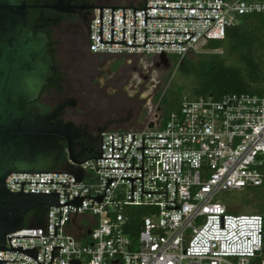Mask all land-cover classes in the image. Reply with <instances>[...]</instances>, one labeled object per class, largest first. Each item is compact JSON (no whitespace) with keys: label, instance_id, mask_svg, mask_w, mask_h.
Returning <instances> with one entry per match:
<instances>
[{"label":"built area","instance_id":"2783aa9c","mask_svg":"<svg viewBox=\"0 0 264 264\" xmlns=\"http://www.w3.org/2000/svg\"><path fill=\"white\" fill-rule=\"evenodd\" d=\"M103 8V42L134 46L148 43H185V45L100 44V8H95L88 28V50L97 57L169 58L197 52L213 40H224L227 30L242 17L264 15V0H147L144 4L99 6ZM126 8L125 26L123 9ZM146 8H219L223 10L147 9V18H206L212 20L147 19ZM153 125V127H151ZM131 143L134 141L124 159ZM98 153L70 165L84 173L81 182L67 170L56 169L36 174H11L6 188L21 193L60 194V204L74 196L105 195L102 202L84 198L82 207L72 205L50 208L42 227L30 225L9 236L13 247L36 248L38 263L51 264H257L264 247V218L256 214L230 213L216 198L222 193L243 192L264 185V95L229 94L221 100L213 97L185 98L180 112L171 115L160 129L152 117L138 129L106 131ZM144 139V183L106 178H142ZM170 148V149H148ZM92 158V159H90ZM89 159V160H88ZM87 160V161H86ZM123 168V169H98ZM94 201V203H93ZM93 205V206H92ZM148 208L138 227L132 225V208ZM180 207V210L167 208ZM69 209V225H68ZM60 217L62 223L60 225ZM55 226L57 236H55ZM7 237L6 248L11 249ZM5 264H38L35 259L15 252L0 251ZM260 264H264L261 262Z\"/></svg>","mask_w":264,"mask_h":264},{"label":"water","instance_id":"95a60500","mask_svg":"<svg viewBox=\"0 0 264 264\" xmlns=\"http://www.w3.org/2000/svg\"><path fill=\"white\" fill-rule=\"evenodd\" d=\"M28 0H0V251L23 253L38 263L39 253L36 248L23 249L22 246L13 247L11 238H30L41 239V237L9 236L26 227V219L32 211L46 213L50 208L62 206L82 207L84 198L94 199L98 203H103L105 195L90 197L74 196L73 201L60 204V194L51 193H24V184H66L67 183H18L21 184V193L10 192L6 188L7 179L11 174H36L51 172L59 167L60 159L64 152L63 141L68 142V153L73 164H81L73 156V141L78 135V129L73 123L65 124L62 120H57L58 113L41 116L37 110L29 105L38 101L45 87L53 82L57 68L54 61L51 41L47 34L34 31L31 27V14ZM100 8V44H125V29H123V42H114V29H112L111 42H103V8ZM114 9H123V26H125L126 8H112V26H114ZM134 9V26H136V11H145V26L147 19H187V20H212L206 18H147V9H195V10H223L219 8H146L142 10ZM153 34H192L197 33H165L153 32ZM191 37V38H192ZM147 30H145V45L134 46L136 41V29H134V41L127 47H145L146 44L164 45H185V43H148L146 42ZM170 67L169 58L166 55L160 57L157 67ZM153 127V125L151 126ZM144 139H171V138H143V157L141 169L142 178H106L108 185L114 179H127L132 182V201H133V182L142 179L143 192L144 183ZM134 136H132V143ZM131 143V145H132ZM130 145V147H131ZM129 147V149H130ZM113 135H112V158H103V136H102V158L96 159H124L113 158ZM148 149H170V148H148ZM92 159V158H90ZM89 160V159H88ZM87 161V160H86ZM85 162V161H84ZM98 169H123V168H98ZM67 171L74 175L79 182L84 178L82 171L76 170L75 166L69 165ZM166 194L167 193H161ZM93 201V203H94ZM93 206V205H92ZM167 210H180V207L167 208ZM62 217H60V225ZM69 225V209H68ZM42 227V226H41ZM55 226V236H57ZM7 237L11 249L6 248ZM55 249L52 247L51 263L54 261L53 254ZM7 262L0 260V264ZM49 263V264H51ZM39 264V263H38ZM74 264H78L74 262Z\"/></svg>","mask_w":264,"mask_h":264},{"label":"trees","instance_id":"16d2710c","mask_svg":"<svg viewBox=\"0 0 264 264\" xmlns=\"http://www.w3.org/2000/svg\"><path fill=\"white\" fill-rule=\"evenodd\" d=\"M206 50L207 52L189 54L184 58L175 57L173 63L170 57L172 70L165 82H174V76L178 75L182 83L179 89L173 88L171 83L170 89L157 97L160 129L172 114L180 112L185 98L213 97L221 100L229 94L264 95V15L242 17L237 26L227 30L224 40L211 41ZM116 61L119 66L126 59ZM49 87H45V90ZM185 90H190V96H184ZM242 197L248 202V206H254L255 212L252 214L264 218V185L244 191ZM224 204L230 213L238 214L232 210L233 204ZM132 213V225L138 230L142 217L148 214V208H132ZM45 217L40 211H32L26 219V227L30 226L32 220L35 227L43 226ZM261 262H264V247L256 260L257 264Z\"/></svg>","mask_w":264,"mask_h":264},{"label":"flooded vegetation","instance_id":"af4514ba","mask_svg":"<svg viewBox=\"0 0 264 264\" xmlns=\"http://www.w3.org/2000/svg\"><path fill=\"white\" fill-rule=\"evenodd\" d=\"M139 1L142 4L147 0ZM121 2L123 0H28L27 2L31 14V27L34 31L48 35L57 68L54 76L57 78L48 85L49 89L44 88L41 98L29 106L35 108L41 116L57 112V120H62L65 124L73 123L76 126L78 135L74 138L72 149L73 156L78 162L98 153L101 136L109 131L112 122L97 121L91 115L90 83L99 80L91 73H87V86L73 90L68 82L82 81L71 79L64 60L68 58L71 63H76L83 57L98 58L89 50L87 52L82 45V37L86 36L87 43L88 28L96 7L117 6ZM121 58L125 59V57L118 59ZM62 145L64 152L58 169L67 170L70 165L68 142L63 141Z\"/></svg>","mask_w":264,"mask_h":264},{"label":"rangeland","instance_id":"374dc122","mask_svg":"<svg viewBox=\"0 0 264 264\" xmlns=\"http://www.w3.org/2000/svg\"><path fill=\"white\" fill-rule=\"evenodd\" d=\"M131 4L139 5L140 1L123 0L117 6ZM82 43L88 52L85 35L82 37ZM203 52H207L206 48L199 49L194 53ZM117 59L112 57L87 59L83 57L79 62L71 63L68 58H65L64 63L68 66L67 72L71 74V79L82 81L68 82V85L73 90L86 87L88 83L86 82L87 73H91L93 77L99 80V82L90 83L92 118L97 121L112 122L109 131L142 128L152 117L156 116L159 119L160 111L158 110L157 97L170 89L171 83L173 88L179 89L182 82L179 81L178 75L174 76V82H165L172 70L171 64L166 69L163 66L157 67L158 61L154 58L125 57L126 61L118 66ZM174 59L175 56H172L171 63ZM190 94V90H185V97L190 96ZM242 193L244 191L222 193L216 198V201L233 204L232 210L238 214L254 213V206H248V202L242 197ZM33 222L34 220L31 221L30 225H33Z\"/></svg>","mask_w":264,"mask_h":264}]
</instances>
